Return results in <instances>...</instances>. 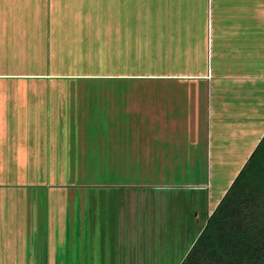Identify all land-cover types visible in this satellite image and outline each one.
<instances>
[{
    "label": "rangeland",
    "instance_id": "obj_1",
    "mask_svg": "<svg viewBox=\"0 0 264 264\" xmlns=\"http://www.w3.org/2000/svg\"><path fill=\"white\" fill-rule=\"evenodd\" d=\"M0 11L48 13L45 20L24 16L20 22L10 14L0 42V64L9 71L17 62L21 71L53 76L211 77L204 82L209 90L202 112L194 95L175 88L182 84L173 80L42 83L89 104L90 115L67 121L91 126L86 141L98 161L88 164L92 177L62 183L160 189L88 191L79 197L98 205L99 222L91 221L89 234L73 250L107 264H180L264 131V0H0ZM61 12L80 18L50 19V13ZM43 22L47 36L34 31ZM23 40L28 44L21 49ZM37 55L41 63L26 66L37 63ZM148 92L161 109L151 127L143 117ZM186 149L198 151L190 157L198 161L174 162ZM123 157L130 162L109 161ZM98 172L110 176L96 178ZM116 172L123 177L115 178Z\"/></svg>",
    "mask_w": 264,
    "mask_h": 264
},
{
    "label": "crops",
    "instance_id": "obj_2",
    "mask_svg": "<svg viewBox=\"0 0 264 264\" xmlns=\"http://www.w3.org/2000/svg\"><path fill=\"white\" fill-rule=\"evenodd\" d=\"M10 14L18 15V18H14L17 22L27 17L44 20L48 18L47 12L40 16L36 12L24 15L20 11H0V20L4 19L0 22V42L1 38L8 33L6 27L10 23ZM65 15L64 12H61V16L50 13V19L80 18L79 15ZM29 25L34 26L35 22H30ZM42 25L34 28V31L39 35L47 36L45 22ZM25 28L23 26V29ZM27 28L23 31L32 32V27ZM88 30L89 28L84 34L87 35ZM245 31L247 32L246 29ZM77 32L78 35L83 34L80 29ZM258 34H260L259 31ZM25 41L23 40L20 44L21 49H23V44H28ZM31 52L30 55L34 58L36 51ZM3 53L4 48L2 47L0 63L4 62ZM36 58L37 63H32V65L28 63L26 66L34 67L41 63L39 55ZM21 64L25 66V63ZM6 65L11 66L9 62H6ZM18 65L17 62H13L12 71H9L4 67V63L0 64V264H107L105 260L95 259L94 254H87L72 248V244L84 242L81 236L84 232L89 234L91 221L99 222V215L95 213L97 210L95 207L98 205L83 202L79 197L88 191L160 189L83 185V181L74 185L62 183L60 180H78V178L82 180L92 177L93 168L88 164L98 161L96 153L93 152L95 147L88 146L86 141V132L91 130V126L89 127L87 123L72 124L67 121L71 118L78 121L80 118L87 117L90 112L89 104L77 101L75 97L72 100L67 93L48 91L47 86L42 83L53 78L119 82L136 79L173 80L182 84L175 88L184 87V90H189V94L194 95L198 111L200 109L202 112L201 107L206 105L204 99L208 96L209 90L204 82H208L211 77L208 74L135 75L134 73L53 76L21 71L17 69ZM200 82L202 84H199ZM183 83L188 85H183ZM29 84L32 85L28 86ZM154 94L148 92L149 99L144 102L143 117L149 120L148 127H151V120H158L161 114L160 103L152 101ZM77 95L76 93L75 96ZM158 123L153 124L158 125ZM98 127L100 126L95 125V130ZM263 134L264 131L260 138ZM194 145L198 147V143ZM98 150H101V147ZM197 153L198 151L193 152L186 149L183 154L178 155V159L174 162H197L198 159L190 158ZM99 157L101 158L100 155ZM109 161L130 162L129 158L125 159V157ZM133 161L132 159L131 162ZM147 161L150 162V157L147 159L144 157L143 162L147 163ZM130 173L126 172V176L133 178L134 176ZM109 176L99 173L95 177L108 178ZM122 177V174L116 172L115 178Z\"/></svg>",
    "mask_w": 264,
    "mask_h": 264
},
{
    "label": "trees",
    "instance_id": "obj_3",
    "mask_svg": "<svg viewBox=\"0 0 264 264\" xmlns=\"http://www.w3.org/2000/svg\"><path fill=\"white\" fill-rule=\"evenodd\" d=\"M180 264H264V134Z\"/></svg>",
    "mask_w": 264,
    "mask_h": 264
},
{
    "label": "water",
    "instance_id": "obj_4",
    "mask_svg": "<svg viewBox=\"0 0 264 264\" xmlns=\"http://www.w3.org/2000/svg\"><path fill=\"white\" fill-rule=\"evenodd\" d=\"M236 177H237V176H236ZM236 177H235V178H236ZM235 178L233 179L232 183L234 182ZM232 183H231V185H232ZM231 185H230V186H231ZM230 186H229V188H230ZM229 188H228V189H229ZM228 189H227V190H228ZM226 192H227V191H226ZM226 192H225V193H226Z\"/></svg>",
    "mask_w": 264,
    "mask_h": 264
}]
</instances>
